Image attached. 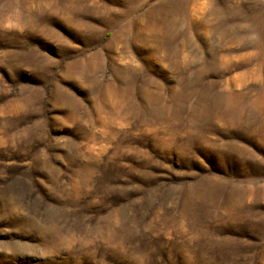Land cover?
<instances>
[{
  "label": "rangeland",
  "instance_id": "374dc122",
  "mask_svg": "<svg viewBox=\"0 0 264 264\" xmlns=\"http://www.w3.org/2000/svg\"><path fill=\"white\" fill-rule=\"evenodd\" d=\"M0 264H264V0H0Z\"/></svg>",
  "mask_w": 264,
  "mask_h": 264
}]
</instances>
